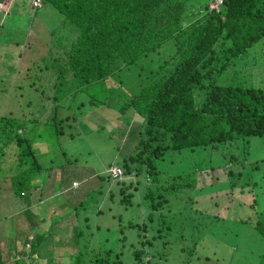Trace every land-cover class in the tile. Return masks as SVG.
<instances>
[{"label":"trees","instance_id":"16d2710c","mask_svg":"<svg viewBox=\"0 0 264 264\" xmlns=\"http://www.w3.org/2000/svg\"><path fill=\"white\" fill-rule=\"evenodd\" d=\"M5 1L9 2L0 0ZM46 1L61 14L59 24L68 31L66 37L73 38H66L63 45L64 64L57 71L52 93L47 94L53 104L49 120L44 123H52L55 132L58 122L64 121L70 127L75 120L72 108L80 109L84 103L90 107L113 104L120 115L127 108L139 115L141 118L132 120L127 128L132 131L128 141L131 149L121 157L120 166L111 165L119 167L120 173L108 176L119 184L121 193L117 200L111 190L106 196L123 204L130 203L133 197L139 209L144 208V217L140 223L127 219L121 227L137 226L141 233L152 230L158 236L164 229L158 213H164L161 207L165 197H176L184 191L186 204L198 202L201 193L208 191L198 192L212 185L211 170L221 167L209 163L208 167L197 165L192 171L182 170L180 166L173 167L175 158H181L179 154L185 149L211 150L217 145L230 148L232 144L245 143L249 136L264 135V80L253 75L249 83L245 82L236 68V60L246 57L250 46L264 37V0H220L216 9L209 8L208 0ZM14 45L18 46V41ZM108 78L111 80L103 100L99 99L102 94L96 98L95 93H82L85 84ZM116 85L119 89L126 87L125 98L116 97L122 89L113 96L106 95ZM22 124L9 111L0 113V162L10 144L14 145L15 155L8 166L0 165V174L13 171L9 183L20 194L22 188L31 184L35 187L40 166ZM255 168L256 163L250 170ZM260 174L263 178L251 177V181L264 187V166ZM253 200V209L248 207L241 218L264 239V209H258ZM85 227L90 230L87 222ZM75 233L83 235L79 228ZM144 233L142 236L137 232L139 246L130 243L131 264H149L148 257H153L148 249L154 236ZM89 235L92 232L86 236ZM120 238H125L124 234ZM102 239L107 242L105 235ZM24 245L31 249L30 263L37 258L32 255L37 251L27 241ZM20 249L11 245L6 251V264H16ZM111 252L112 247L101 244L92 253L83 251L85 256L71 264H126L120 252ZM257 255L258 260L264 258V242Z\"/></svg>","mask_w":264,"mask_h":264},{"label":"rangeland","instance_id":"374dc122","mask_svg":"<svg viewBox=\"0 0 264 264\" xmlns=\"http://www.w3.org/2000/svg\"><path fill=\"white\" fill-rule=\"evenodd\" d=\"M39 2L40 6L34 8L31 0L0 2V113L9 111L23 123V134L31 142L33 157L40 165L35 187L31 184L22 188V194L10 186L13 171L0 174V264H6V251L11 245L21 247L16 264H71L85 256L83 251L92 253L101 244L112 247L111 253L120 252L121 260L131 264L130 243L139 246L137 232H144L137 226L121 225L127 219L140 223L144 208L139 209L133 197L130 203L123 204L106 195L111 190L117 200L121 193L119 184L108 177L109 168L119 165L121 157L131 149L132 131L127 128L132 120L141 117L128 108L120 115L113 104L90 107L84 103L80 109L72 108L75 123L70 127L64 121L58 122L55 132L52 123H44L49 120L53 104L47 94L52 93L57 71L64 64L63 45L66 38L73 37H66L68 31L60 26L59 11L46 0H35V4ZM262 42L264 37L250 46L246 57L236 60L237 72L242 74L239 78L245 82L249 83L253 75L264 80ZM107 80L85 84L82 93H95L96 98L102 94L99 99L103 100L111 79ZM123 87L116 85L106 95L113 96L122 89L116 97L125 98L128 92ZM5 151L1 167L8 166L15 156L13 144ZM179 156L173 167L180 166L182 170L197 165L208 167L209 163L221 167L211 170L212 185L198 192L208 191L201 193L198 202L186 204L184 191L176 197H165L161 207L164 213H158L164 229L158 236L152 230L144 233L154 236L148 249V253L153 252V257H148L149 264H264V258L258 260L257 255L264 239L241 218L248 207L253 209V199L257 208L264 209V187L251 181V177L263 178L260 168L264 166V135L249 136L245 143H235L230 148L217 145L211 150L185 149ZM255 163L257 168L250 170ZM77 228L82 236L75 233ZM89 232L92 235L86 236ZM103 235L107 237L105 243ZM26 236L33 240L28 241ZM24 241L33 244L39 253L30 263L31 249ZM3 259L5 262H1Z\"/></svg>","mask_w":264,"mask_h":264},{"label":"built area","instance_id":"2783aa9c","mask_svg":"<svg viewBox=\"0 0 264 264\" xmlns=\"http://www.w3.org/2000/svg\"><path fill=\"white\" fill-rule=\"evenodd\" d=\"M219 2H220V0H211V1L208 0V6H209V8H215L216 9ZM109 171H110V174L112 176H117L120 173V168L117 166H111L109 168Z\"/></svg>","mask_w":264,"mask_h":264},{"label":"clouds","instance_id":"9594fccd","mask_svg":"<svg viewBox=\"0 0 264 264\" xmlns=\"http://www.w3.org/2000/svg\"><path fill=\"white\" fill-rule=\"evenodd\" d=\"M34 2H35V0H31V3L33 4V5H31V6H34V7L39 6L40 2H39V4H35ZM27 238H28V237H27ZM29 239H31V237H30Z\"/></svg>","mask_w":264,"mask_h":264},{"label":"crops","instance_id":"0c3cea01","mask_svg":"<svg viewBox=\"0 0 264 264\" xmlns=\"http://www.w3.org/2000/svg\"><path fill=\"white\" fill-rule=\"evenodd\" d=\"M35 251H37V250H35ZM34 254L37 256L39 253H38V251H37V252H34Z\"/></svg>","mask_w":264,"mask_h":264}]
</instances>
